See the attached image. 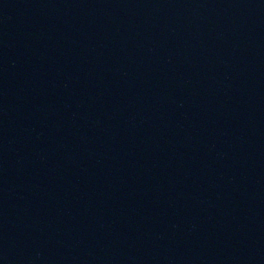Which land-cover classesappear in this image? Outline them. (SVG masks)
I'll return each instance as SVG.
<instances>
[{
	"label": "water",
	"instance_id": "water-1",
	"mask_svg": "<svg viewBox=\"0 0 264 264\" xmlns=\"http://www.w3.org/2000/svg\"><path fill=\"white\" fill-rule=\"evenodd\" d=\"M89 264H264V0H63Z\"/></svg>",
	"mask_w": 264,
	"mask_h": 264
}]
</instances>
